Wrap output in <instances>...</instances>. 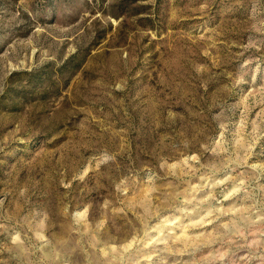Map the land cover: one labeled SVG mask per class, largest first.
I'll return each instance as SVG.
<instances>
[{
  "label": "rangeland",
  "instance_id": "rangeland-1",
  "mask_svg": "<svg viewBox=\"0 0 264 264\" xmlns=\"http://www.w3.org/2000/svg\"><path fill=\"white\" fill-rule=\"evenodd\" d=\"M0 264H264V0H0Z\"/></svg>",
  "mask_w": 264,
  "mask_h": 264
}]
</instances>
